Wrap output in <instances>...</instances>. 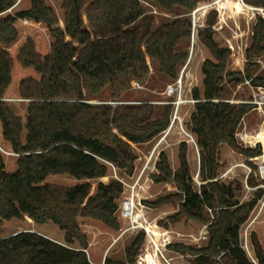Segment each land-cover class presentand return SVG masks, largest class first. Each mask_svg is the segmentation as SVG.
Wrapping results in <instances>:
<instances>
[{
    "label": "trees",
    "instance_id": "obj_1",
    "mask_svg": "<svg viewBox=\"0 0 264 264\" xmlns=\"http://www.w3.org/2000/svg\"><path fill=\"white\" fill-rule=\"evenodd\" d=\"M17 0H0V99L10 81L13 61L31 68L38 78L19 81L18 96L25 102L23 117L6 102L0 101V139L8 150L18 154L16 170L7 172L0 155V225L3 221L27 216L34 223L50 222L63 232V243L32 231L0 237V264H90L83 250L86 237L79 228V218L101 222L118 229L115 216L121 184L107 177L110 168L126 179L135 173L136 154L131 145L145 144L161 134L169 123L170 106L155 118L154 107L142 105L89 104L108 89L109 98L119 101L134 84L143 85L150 67H157L165 78L173 80L186 53L178 46L189 39V18L168 21L153 27V16L144 14L147 2L157 9L192 12L206 0H60L62 27L54 11L34 0L27 10L3 15ZM264 8V0H242ZM210 12L198 37L210 57L200 66V88L196 99H226L224 85L249 79L251 67L245 65L244 77L227 69L229 50L215 42L210 28L215 22ZM30 19L46 26L52 41L45 56L38 54L26 39L15 57L6 50L17 38V19ZM264 54V20L256 17L248 61ZM253 87L264 88V76L253 77ZM251 105L225 102H198L187 121V128L199 152L200 185L196 188L186 159V144L178 147V166L172 169L164 153L155 165L156 183L174 186L178 193L145 202L161 207L178 202L175 213L158 222L166 228L182 220L207 224V208L219 207L215 222L207 226V241L197 249L170 245L169 249L191 253V264H254L241 248L240 227L247 220L264 189L256 188L247 203L238 204L243 191L240 183H224L219 178V148L226 144L236 153L251 158L260 150L244 149L234 139L236 127ZM109 164V165H108ZM50 176H68L77 181L71 186L47 183ZM251 174L246 185L254 188ZM214 220V219H213ZM143 242L138 233L126 248L125 261L105 258L103 264H133ZM77 244L79 248H75ZM249 244L255 264H264V253L254 233ZM127 262V263H126Z\"/></svg>",
    "mask_w": 264,
    "mask_h": 264
},
{
    "label": "rangeland",
    "instance_id": "obj_2",
    "mask_svg": "<svg viewBox=\"0 0 264 264\" xmlns=\"http://www.w3.org/2000/svg\"><path fill=\"white\" fill-rule=\"evenodd\" d=\"M33 1L34 0H17L14 6L11 9L7 10L3 15L14 16L15 11L27 10L30 8ZM37 1L42 2L46 6H49L54 11L58 19V25L59 27H62L63 10L61 8L60 0ZM213 2H215L214 9L210 10L209 13L214 11V24L218 22L221 25L219 31H213L211 29L215 42L219 45V47L223 48H225L227 42L226 40L234 44L236 42V36L234 33L237 32V35L238 37H240L242 44L245 45L246 51V49L250 45L252 29L256 22V17H260L262 18V20H264V12L261 13V11L257 10H247L246 7L242 5V3H245L243 1L241 3L239 0H206L200 1L197 5H203ZM245 5L248 7H254L247 4ZM142 6L145 15L153 16L154 28L168 21H171L176 17H179L180 19H184L187 17L191 21V12L185 14L180 9H175L168 12L157 9L147 2L143 3ZM215 9H217L218 12L215 11ZM196 16H198L197 19L199 24L203 22V26L198 29L201 30L205 27L204 22L206 20V16L204 18L200 14V12L195 13V17ZM14 26L17 31L16 41L11 46L6 47V50L12 57L16 56L18 49L22 46L26 39H30L33 42L34 48L38 54H40L41 56H45L48 54L52 37L44 24L23 18L15 20ZM216 26H218V24ZM188 44L189 39H184L178 46V52L187 54ZM194 50L196 51V54L193 60V66H195V68L197 67L196 72L199 81L201 80V74L199 70L200 66L206 58L210 57V55L200 41L198 32L196 34ZM248 62L256 65L254 67H251L250 69V78L264 76V54ZM230 63L231 58L229 55L227 60V69L229 71L239 72L242 74V72L238 68H234V66H231ZM247 63L242 66L243 77L245 65ZM180 66L178 67V69L180 68ZM26 77L37 79L38 75L33 71V69L24 68L14 60L11 71V81L1 99H20L17 92V86L19 81ZM172 81L173 80L171 79L163 77L158 72L157 67L151 66L148 81L145 84L139 86L134 84V86L128 92L124 93L119 98V101H113V99L109 98V92L106 88L101 96L86 102L89 104H105L111 107L120 104H148L154 107L155 118H157L160 116L162 108L165 107L163 104H161V102L165 100L162 92L165 86ZM198 88H200V85L198 86ZM223 97H226L228 100L241 101L243 103L252 101L251 90L246 85L240 83L235 84V86L233 84L224 85ZM26 101L27 100H12L8 102H2H6L7 104H9V106L17 115L23 117ZM192 110L193 108L189 106H183L180 111L183 128L188 132L190 131L187 128V121L189 119V113H191ZM242 119L244 121L245 128L250 133L253 134L261 132L259 137L264 138V107H262V111L259 112L254 109L253 105H251ZM161 139L162 133L148 143L131 145L132 150L137 156V159L135 161V173L131 178L126 179L120 173L116 174L113 168H111V166L108 164V167L110 168L108 176L101 177L98 180L103 182H107L109 178L116 180L114 178L115 174L119 179L124 180L127 183L132 182L133 184L134 180L139 176V173L142 171L143 167L146 166L143 174H141L139 183L133 186V190L127 188L118 199V204L120 203L121 199L130 197L131 194H133L134 204H136V207L138 209L140 208V206H142L145 217H147L149 221H155L158 227L164 228L163 226L159 225L158 222L161 220L165 221L166 217L175 213L178 208V202L175 201L174 204H167L161 207H152L146 203H143V201L151 202L160 197L167 196L172 193H178L172 184L165 182L156 183L152 180L153 177L158 173L155 165L159 160V154L164 153L171 168L176 169V167L178 166V161L176 158L178 147L181 142H185V155L189 165L190 175L196 188L199 187L200 181L198 178L199 152L196 144L194 145L193 143L189 142L188 139L180 134L178 127H173L169 134L165 137V139ZM0 146L4 149L8 148V146L4 144L1 139ZM0 155L3 158L5 170L7 172H14L16 170V157H7L2 154ZM219 163V178L222 179L225 184L235 181L237 183H240L243 187V191L238 196L239 205L247 203V201L252 198L255 190L254 188L251 189L250 187H248L249 189H247L245 186L247 170L243 165L251 169L250 177L252 178V181L255 183V185L264 184V180H261L258 175V166H264V159L245 157L233 151L226 144H223L219 148ZM152 166L154 168H152ZM46 182L56 185L71 186L77 181L68 176H50L46 179ZM138 199L140 206L137 205ZM261 199H264V196H262ZM258 207L259 205H256L255 208L249 213L247 220L240 227L239 231L241 247L246 253L248 259L254 264V252L249 244L251 233H254L256 235V239L261 247L262 253H264V213H261L260 216L254 220V216L257 213ZM208 209L209 208L206 209V215L209 218V222L213 221L214 223L216 213L220 210V208H210V212L208 211ZM115 216L118 222V229H111L109 227H106L99 221L79 218V228L81 233L86 237L87 242L85 255L90 264H103L105 258L114 261L126 260V248L134 239L135 234L129 235L128 233H126L121 238H118L121 230L125 227V221L119 218L117 214H115ZM212 217L214 220L212 219ZM203 225L205 224H200L193 220H182L175 224H169L165 229L168 230L169 234L173 237L172 245H184L197 249L199 247H202L206 243L207 229H205L204 231L203 239L197 244H194L191 241L190 236H197ZM23 231H32L37 234H41L54 242H58L60 244L63 243V232L50 222L38 224L34 223L27 216H23L20 219L3 221L0 225V237H8L10 235ZM244 231H246V237H244ZM74 246L75 248H79L77 244H74ZM166 255L167 257L172 258L173 264H191L189 262L192 257L190 252H185L182 254L181 252L170 249V251H168Z\"/></svg>",
    "mask_w": 264,
    "mask_h": 264
},
{
    "label": "built area",
    "instance_id": "obj_3",
    "mask_svg": "<svg viewBox=\"0 0 264 264\" xmlns=\"http://www.w3.org/2000/svg\"><path fill=\"white\" fill-rule=\"evenodd\" d=\"M242 3V0H240ZM215 2L207 3L203 5H197L195 9L191 12L192 17L190 21V35H189V44H188V53L186 55V59L180 68L177 71L176 77L173 81L167 84L162 92L163 97L165 98L164 101L161 102L164 106H170L171 111L169 115V123L166 129L162 132V139L164 140L165 137L169 134L173 127L179 128V133L182 134L189 142L195 145V141L190 134V132L186 131L182 125V117H181V109L183 106H189L193 108V106L198 102L204 101H211V102H225L228 104H241V101H234L226 99H196L193 97L194 89L198 88L200 85V80L198 81L197 78V67L193 66V60L196 54L194 50V44L196 41V34L198 29L203 26L202 23H198V16L195 17V13L200 12V14L205 18L209 14V11L214 9ZM244 7L249 8V10H257L264 12V8L259 7H248L242 3ZM248 10V9H247ZM215 11L218 12L217 9ZM253 15V14H252ZM219 17V14H218ZM221 18V17H220ZM206 19V18H205ZM220 22V19H219ZM218 24V26H216ZM204 26L205 22H204ZM210 28L214 31H219L221 25L217 22L210 26ZM235 34L236 42L232 44L230 41L226 40L225 48L229 50V55L231 58V66L234 68H238L243 75L242 66L247 63V59L244 55L245 53V45L242 44L240 37H238L237 32ZM239 38V39H238ZM238 39V40H237ZM240 40V42H239ZM228 68V64H227ZM200 70V69H199ZM251 78L244 80L240 84L246 85L252 93V101L247 102L246 104L253 105L256 111L261 112L262 107H264V88L260 87H253L250 83ZM22 101L20 99H0V101ZM190 115V113H189ZM261 132L257 133H250L246 128L243 119L240 120L238 123L235 133L234 139L238 146L244 149H256L260 148L261 152L258 156L253 158L257 159H264V138L259 137ZM0 154L7 156V157H17L18 154L14 153L11 150L4 149L0 146ZM246 170V178L251 174V169L245 165H243ZM146 166L143 167L142 171L139 173V176L132 182L127 183L124 180L119 179L115 174L114 178L118 181L122 186V193L127 188L133 190V186L139 183L141 174H143L144 169ZM152 168H154L152 166ZM258 175L261 180H264V166H258ZM245 186L247 189L248 186ZM264 189V184L257 185L254 187ZM253 189V188H251ZM133 194L130 197H126L121 199L120 203L117 206L116 214L119 218L125 221V227L121 230L119 237L121 238L124 234L128 233L129 235H134V237L142 232L143 233V242L138 249L137 255L135 257V261L133 264H173L172 258L167 257L166 253L170 251L169 246L173 243V237L169 234L168 230L165 228L158 227L155 221H149L147 217H145L142 206L139 205V199L137 205L140 206L138 209L136 204L133 201ZM262 198V197H261ZM259 198L256 201L255 206L259 205L257 209V213L254 216V220L257 219L261 213H264V199ZM253 207V209L255 208ZM252 209V210H253ZM251 210V211H252ZM210 212V210L208 209ZM213 219V217H212ZM253 220V221H254ZM210 224V223H208ZM208 224L203 225L197 236H190L191 241L194 244L199 243L203 239V234L205 229L207 228ZM244 237H246V231H244ZM242 248V247H241ZM86 254V250H83Z\"/></svg>",
    "mask_w": 264,
    "mask_h": 264
},
{
    "label": "bare ground",
    "instance_id": "obj_4",
    "mask_svg": "<svg viewBox=\"0 0 264 264\" xmlns=\"http://www.w3.org/2000/svg\"><path fill=\"white\" fill-rule=\"evenodd\" d=\"M240 1V0H239ZM247 9H249V8H247Z\"/></svg>",
    "mask_w": 264,
    "mask_h": 264
}]
</instances>
